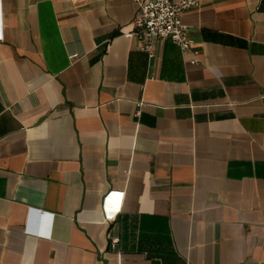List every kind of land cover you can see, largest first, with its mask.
<instances>
[{
    "label": "crops",
    "instance_id": "1",
    "mask_svg": "<svg viewBox=\"0 0 264 264\" xmlns=\"http://www.w3.org/2000/svg\"><path fill=\"white\" fill-rule=\"evenodd\" d=\"M144 1L0 0V264H264V0Z\"/></svg>",
    "mask_w": 264,
    "mask_h": 264
},
{
    "label": "built area",
    "instance_id": "2",
    "mask_svg": "<svg viewBox=\"0 0 264 264\" xmlns=\"http://www.w3.org/2000/svg\"><path fill=\"white\" fill-rule=\"evenodd\" d=\"M202 0H145L139 3L138 12L133 19L134 31L130 34L139 43V49L149 58L155 55L156 41L171 40L183 52L191 49V39L181 18L195 10ZM2 35L0 34V39ZM196 55V53H194ZM75 59V58H71ZM118 239H109V248L115 250Z\"/></svg>",
    "mask_w": 264,
    "mask_h": 264
}]
</instances>
